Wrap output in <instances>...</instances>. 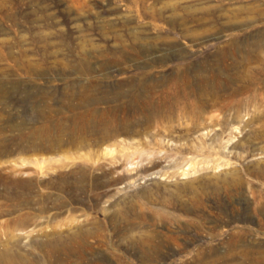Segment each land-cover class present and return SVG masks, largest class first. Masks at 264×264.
<instances>
[{
    "label": "rangeland",
    "instance_id": "obj_1",
    "mask_svg": "<svg viewBox=\"0 0 264 264\" xmlns=\"http://www.w3.org/2000/svg\"><path fill=\"white\" fill-rule=\"evenodd\" d=\"M142 81L209 103L159 145L69 142L70 86ZM197 177L230 196L164 201ZM0 264H264V0H0Z\"/></svg>",
    "mask_w": 264,
    "mask_h": 264
},
{
    "label": "bare ground",
    "instance_id": "obj_2",
    "mask_svg": "<svg viewBox=\"0 0 264 264\" xmlns=\"http://www.w3.org/2000/svg\"><path fill=\"white\" fill-rule=\"evenodd\" d=\"M210 93L211 90L208 88H188L186 86H176L175 90H168L166 84L152 81H142L129 90L114 93L101 91L100 87L94 84L72 85L68 88L66 97L68 108L75 117L69 142L82 147L102 146L103 144H111L112 142L114 144L119 137L124 138L123 141L126 142V139L140 137L154 130V132H151V140H139L138 144L142 147L159 145L156 136L162 135L164 132L171 133L176 128L172 125L175 118H179L184 114L194 118L208 105L209 102L205 104L204 101L192 99L191 95H210ZM60 128L61 123L59 121L58 134L60 133ZM190 131H192V128L186 130V132L183 131L181 135L187 136ZM58 144L59 146L62 145V140L58 139ZM200 144H202V141ZM203 148L199 144L193 145L187 142L178 146L177 151L179 153L194 150L201 152ZM133 154L132 156L123 155L125 156L124 159L126 161L134 159L144 160L140 151L137 150ZM100 159L101 157L97 158V163H93L90 168L104 169L107 172L115 170L116 163L105 167V164L98 162ZM147 161L148 167L156 165V160L153 158L147 159ZM148 167L135 168L134 175L148 176L149 174L143 175L148 170ZM191 167L193 171L198 170V166L196 169V164H193ZM190 172L188 171L184 174H189ZM199 178H191L181 185H176L173 189H167L168 196L166 197L167 200L164 201L175 202V206L179 202V204H182L180 207L184 206L187 209L194 203L204 204L205 200H209L212 196L215 198L220 197V199L224 198V196H230V184L221 187L217 183V180L213 178L204 177L198 180ZM243 185L245 186V184ZM87 238L84 237L82 241L86 242ZM101 238L103 237L101 236Z\"/></svg>",
    "mask_w": 264,
    "mask_h": 264
}]
</instances>
